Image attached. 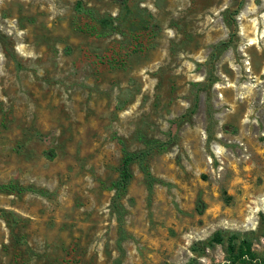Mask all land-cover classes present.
I'll use <instances>...</instances> for the list:
<instances>
[{
	"label": "rangeland",
	"instance_id": "374dc122",
	"mask_svg": "<svg viewBox=\"0 0 264 264\" xmlns=\"http://www.w3.org/2000/svg\"><path fill=\"white\" fill-rule=\"evenodd\" d=\"M9 182L0 264L263 258L264 0H0Z\"/></svg>",
	"mask_w": 264,
	"mask_h": 264
},
{
	"label": "trees",
	"instance_id": "16d2710c",
	"mask_svg": "<svg viewBox=\"0 0 264 264\" xmlns=\"http://www.w3.org/2000/svg\"><path fill=\"white\" fill-rule=\"evenodd\" d=\"M122 159L119 168L118 178L113 182L112 186L115 189V198H120L126 189V186L131 178L130 164L135 160H143L149 153V150H142L139 152H131L122 148ZM26 188L20 185L9 183H0V191H15L21 192ZM221 240V236L217 238ZM227 254L230 262L232 263H251L259 261L258 263L264 264V257L260 258L259 254L251 248L248 240H241L239 243L229 238L227 244Z\"/></svg>",
	"mask_w": 264,
	"mask_h": 264
}]
</instances>
